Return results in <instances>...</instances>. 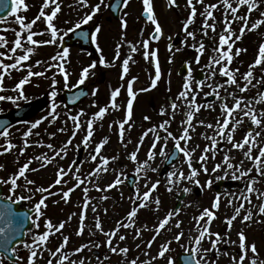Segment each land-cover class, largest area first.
Listing matches in <instances>:
<instances>
[{
	"label": "snow or ice",
	"instance_id": "1",
	"mask_svg": "<svg viewBox=\"0 0 264 264\" xmlns=\"http://www.w3.org/2000/svg\"><path fill=\"white\" fill-rule=\"evenodd\" d=\"M143 5L142 16L146 22H150L153 26V32L150 33L148 39H143L138 42L143 49V58L149 63H154L155 75L151 79L150 88L140 89V91H149L151 88L157 86V82L161 78V69L157 58V51L150 49V41L159 40L162 36V26L158 22L157 16L154 12V0H141ZM62 0H43V4L40 8L39 14L31 21L26 23V18L23 15H19L23 9L28 10V5L25 0H0V13L9 9L11 15L14 17L12 21L19 26V30L15 28L4 29L5 31H14L15 39L11 41V47L8 48L9 41L4 35H0V91H4L3 82L7 76L11 74V70L20 71L27 69V74L15 84L12 91L18 93L17 96H5L0 95V101H11L13 104L20 99L27 100L28 98L24 93V85L29 83L31 77H43L45 72L32 71V65H25L24 62L30 60L31 55L35 53V49L41 45H53L57 42H62L64 36L68 32H72L74 29L69 28L63 35H58L60 30L54 24V20L57 18L58 13L61 11ZM130 3V0H115L113 4L105 3V0H99L91 6L90 12L86 13L76 24L75 28H80L81 25H86L93 20L95 15L101 12L102 8H111L115 12L120 11V5L126 8ZM169 7H179L177 0H167ZM76 5L80 8L89 7V0H76ZM264 5V0H217L215 3H205V0H186V8L188 9V15L182 22V30L185 34L183 43L195 49V63L200 64L201 58L204 55L206 48L211 47L212 55L209 56L208 62L203 65L202 72L203 78L197 79L194 75L193 68L190 62L187 67V75L184 78L182 89L177 96L170 101L168 109L162 107L160 109V115L167 117L162 120L158 125H153L145 130L138 138L135 150L132 151L128 159L133 163H136L135 173H144V179L146 180L145 187L147 188L142 194L139 188L136 187L133 197L130 199L133 201L134 206L126 215V220L117 221L116 227L105 231L102 226V221L97 215L98 204L93 203L92 197L89 196L90 188L87 184H93L95 190L98 192H107L109 189L116 188L124 183L121 177L124 175L123 171L117 172L115 179L101 188L99 184H95L91 179L93 177H99L101 173H107L109 171L110 161H116L118 156L106 157L102 155V149L109 142V138H101L99 142L95 144V147L88 153V159L93 162H97L93 169L90 170L87 175H82L80 167H75L76 161L73 160L66 170L64 167H59L55 173V180L47 187L36 186V182L29 178L27 173L37 172L42 168L52 164L56 159H63L67 155L69 145L72 144L73 138L76 137L78 132H85L80 144L76 145L79 149L83 147L88 149L94 140V125L105 119L109 109L121 110L123 108V118L116 121L117 133L120 143L123 147L127 148V144L132 143L127 139L126 133L130 132L134 126L132 123L133 118V101L137 95L133 90V84L136 80L133 77L127 81V100L126 106H122L118 102V97L121 94V89L118 87L111 91L109 102L105 106H98L93 101V106L98 107V111L92 114V116L86 121V129L83 127L81 117L86 113L83 109L76 115H69L68 119L73 122L72 132L68 140L57 149L53 144H45L43 141H36V147H46L52 152L49 156L48 153H41L40 155L30 157L18 170L7 177H0V264H5V261H9L10 264H38L41 259L46 260V264H91V260L86 257H81L78 260L71 259L72 256L84 252L86 249L91 251V248L99 249L101 247L100 242H92L81 244L79 247L74 248L72 251H66L70 241L68 235H63L62 229L66 224L72 220L73 217L79 216V226L75 232L76 236H82L86 230L92 235L91 229H87L86 219L87 212L90 211L94 214V229L100 232L106 240L104 246H106L112 254L122 256L124 259L121 264H153L155 261L161 259L166 260L167 264H176L175 259L168 255L172 251L171 244L173 240L179 243L184 236V232L178 231L172 238L160 244L155 256H152L149 251L145 250L144 255L149 257L147 260L141 261L139 257L128 259V253L130 251L127 246H120L119 242H123L127 239V232L120 234L121 229H132L133 239H141L144 231H152L153 235L151 239L147 240L144 244L146 249H151L153 243L162 234L163 231H171L168 227L170 222L175 221L174 226L176 229H181L182 221L175 219L181 212L180 208L170 209L167 214L158 219L157 224L149 229L145 224L142 227L137 226V216L139 209L146 208L150 204L155 205V210L159 211L161 200L158 196L153 197V193L158 190V185L161 181L159 179L152 182L147 177V171H157V168L151 167L150 161H153L157 154L164 157L165 161H173L177 158V154H182V165H187V171L181 166L180 168H173L168 171L165 176V185L168 192H172L174 186L187 181L192 185L197 186L201 191L205 189H211L216 181H223L226 178H230L232 181H240L243 187L239 189V192L232 190H226L224 192H216L210 208H204L198 216H194L195 221L194 230L197 233L194 237L190 238L192 247L189 249L184 245L185 252L188 253L184 257V264H218L219 256H228L229 253L221 252L219 245L221 243L237 245V241H232L228 238L227 233L222 236L220 233H215L210 230L212 222L217 218L216 211L219 210L222 202V197H231L227 201V205L234 209L231 217H225V223L227 230L230 231L233 227L234 221L241 217L242 210L244 214L241 218V223L253 221V208H257L256 215L264 217V190L257 188L258 183H264V42L259 45V54L252 64H249L248 70L244 73H240L239 68H232L231 65L234 62L235 57L240 56L246 49L235 47L237 42L241 41L246 32H252L264 25V11H261V6ZM51 7L50 13H46V9ZM199 6V7H198ZM203 9L201 11L200 9ZM242 10H244L242 12ZM215 11L221 12L222 19H217L214 14ZM253 12H259V17L254 22L250 23V16ZM128 13L123 12L120 16L121 29L127 28ZM201 18V23L198 27L192 28L190 26L196 25L197 17ZM37 21H41L46 24L44 31H35L34 25ZM6 20L3 16H0V23H5ZM239 23L240 27L237 31L233 28V25ZM222 24L223 27L218 32V26ZM209 30L213 33L212 37L208 36ZM101 31V27L98 25L91 33V42L97 44V35ZM143 31V30H141ZM49 34L50 39L38 41L34 39L37 35ZM81 37H88L87 32H80ZM200 35L201 39L197 41V36ZM218 35V42L216 40ZM188 38L193 41L192 44H187ZM204 38H208L212 41L210 45H206ZM170 39V38H169ZM121 41L128 43L130 46V53H137L140 51V47L132 45L130 41H125V33L122 31ZM121 44L117 45L116 56L114 59H121ZM18 50L22 54H17ZM99 51L100 49L97 48ZM171 51V45L170 49ZM179 50V49H177ZM69 54L68 48H63L62 51H58L50 59L51 61H59L57 64H48V68L55 67L57 71L63 76L64 88L69 87V75L64 67V63L67 61ZM6 60L13 61L6 63ZM134 62V58L131 54H128L122 59V74L121 80L124 79L125 74L129 71V63ZM172 61V57H169V62ZM99 63L105 64L103 56L100 57ZM37 66L42 64V61L37 60L35 62ZM96 62L84 67L80 73L79 79L76 85L72 87H79L83 85L86 79L89 77L90 70H94ZM259 67V74L255 72V69ZM226 78V79H224ZM255 81V83H254ZM58 81L53 76L51 79L50 87L51 91L48 93L49 105L47 114L41 116L33 122L18 121L19 123L29 124L27 129L22 133V146H17L11 139L10 128L13 127L12 122L7 118H0V137L3 138V143L0 144V155L10 153L12 150L19 148V156H23L29 147L33 146L29 138L33 135L39 136L38 129L45 121L54 123L59 113L57 111L60 107V103L57 102L58 91L56 89ZM208 88L209 91L204 92V88ZM256 88L257 92L255 96L249 97L247 94L251 89ZM203 93L204 97H214L213 102H199L198 97ZM86 93L81 90L75 96L70 99L75 102L80 96ZM93 96L97 94V89H93ZM244 94V95H241ZM216 102H219V115L216 118L215 124L206 123L204 120H197V115L202 110H215ZM259 105V110L257 109ZM177 112H183L184 119L180 124L182 131L179 136L173 134L170 129L171 124L175 120ZM3 116V109H0V117ZM148 116L144 117V120H150ZM248 122V130L244 133L242 139L236 140L235 134L240 130L241 126ZM102 126V125H101ZM198 126H203L206 130L211 129L212 134H207V131L201 133V137L208 141L200 149V145L196 144L194 147H189V143L192 141L193 136L191 133L196 131ZM109 128H113V124H109ZM258 129V130H257ZM58 132L67 131L66 128H58ZM151 134L150 147L146 153V159L143 162H138V153L141 150V145L144 143L145 138ZM56 133H50L49 137H54ZM169 141L173 143V151H166ZM221 142L224 144V148L221 149ZM227 145H231L228 148ZM200 150V155L197 157L195 153ZM236 150L242 153V156L252 162V167L245 169L243 167L244 160H236L231 152ZM255 150V154H254ZM223 152L222 160L215 163L214 166L209 169V159L215 160L218 153ZM34 161L39 162V166L36 168L30 167ZM18 162V160H17ZM197 165L199 167H197ZM5 166L0 164V171H4ZM223 173L221 175L220 173ZM255 175H250L252 173ZM205 174L208 178L201 182L199 179L201 174ZM214 174V177L213 175ZM71 176L73 181L72 187L65 186L69 183L65 177ZM23 183H20V181ZM150 184V187H149ZM83 186V187H82ZM82 187L83 199L82 204L79 205L81 211L79 213H71L67 221H60L58 225L54 224L50 218L46 216L47 203L46 201L50 197L59 196L60 200H53L54 204H59L61 201L68 204L70 202V194L76 189ZM7 189L5 194L4 189ZM57 189V190H53ZM183 193L188 194L192 191L190 187H184ZM19 192V194H17ZM39 194V199L36 200L29 212L16 211L13 206L19 205L22 201L32 202L34 198ZM260 201L258 205L252 203V198ZM108 197L102 195L98 200H106ZM182 203V201H181ZM250 205L245 210V204ZM190 206V205H187ZM107 213V209H104ZM25 221H30V227L27 232L23 231ZM43 221V224H41ZM256 223H264V220H257ZM43 227V231H38ZM31 235V242L19 240V243L23 245V248L27 250L26 256H20L18 254V247L16 241L18 238ZM57 234L62 236V242L59 243L53 249L47 247L50 242V237H55ZM238 245L239 253L231 256V264H264V260L259 258L258 249L255 243L248 244L246 241V234L243 229L238 233ZM213 237H215L213 239ZM208 239L210 241V247L204 248L203 241ZM117 241V242H114ZM137 249H141V244H136ZM215 253L217 259H206L210 253ZM45 253L48 256L45 257ZM251 253V256H249ZM199 256V258H197ZM110 257L105 255L102 258L97 257L96 264H108Z\"/></svg>",
	"mask_w": 264,
	"mask_h": 264
},
{
	"label": "rangeland",
	"instance_id": "2",
	"mask_svg": "<svg viewBox=\"0 0 264 264\" xmlns=\"http://www.w3.org/2000/svg\"><path fill=\"white\" fill-rule=\"evenodd\" d=\"M98 2L99 0H89V7L80 8L76 5V0H62V9L64 8V5L66 6L70 5L72 8L71 15L64 16V17L59 16L57 18L58 19L57 22L62 24V21L65 20V21H68L70 25H72L73 23L75 25L83 17V15L90 12L91 6H93L95 3H98ZM110 2L111 0H105V3L107 4H110ZM140 2L141 0H130L129 5L126 8L122 6L123 11L128 13L127 17L125 18L127 21V28L123 30L121 29V25L118 24V22H120V16L117 21L111 20L110 22H108L106 20L107 17L109 18L107 8H102L101 12L95 15L94 23L96 24V27L98 25L101 27V31L98 33L97 36H99L100 38L104 36L103 39L107 42V44L108 45L111 44V47L109 48L110 53L111 54L113 53L116 55L117 45L123 44L121 47V59L119 60L115 59V62L108 64L110 66L101 65L99 70H97V68H95L94 70H90V72H92L93 74H90L84 83V86L86 87H89L90 84H93V87H94L96 80L100 78L103 86H108L109 81H111L109 85V94L111 93L112 90L119 87L121 89V94L118 97V102L122 106H126L127 100L129 99L127 95V81L131 80L133 77L136 78L133 84V90L134 92L137 93L133 101L132 123L134 122L133 124L134 126L132 127L130 132L126 133L127 139L131 140L132 143L127 144V148H125L122 146L118 138L117 126L115 122L123 118V115H124L123 108L119 111L109 109V112L106 114L105 119L101 122H98L100 123L99 125H97L98 123L94 125V129H95L94 140L88 149H84L83 147L79 149L76 148V145L80 144L83 138V135L85 134V132H78L76 137L73 138L72 144L69 145L67 155L63 159H59V158L56 159L52 164L48 165L45 168H42L40 171L27 173L29 178L36 182V186H38V183H39L40 184L39 186L47 187L49 184L53 183V181L55 180V173L59 167L62 166L67 170L68 166L72 163L73 160H75L77 163L76 165H74V168L80 167L81 174L87 175V173L90 170H92L94 165L97 163V162L90 163V160L88 159V153L95 147V144L99 142L101 138H104V137L109 138V142L102 149V155L106 157L118 156V159L116 161H110L109 171L107 173H101L99 177H93L91 179L94 181L95 184H99L101 188H104L106 187L107 184L111 183L115 179V175L117 172L123 171L124 175L121 177V179L124 180V183L116 188L109 189L107 192H98L95 190V187L93 186V184H87V186L90 188L89 196L94 198L93 203L98 204L97 215H99L102 221V226L105 231L115 228L117 221L126 220L127 213L134 206L133 201L130 199V197H133L136 187L139 188V191L141 194L147 190V188L145 187L146 180L143 178L144 173L143 172L139 174L135 173L136 163H133L131 160H129L128 156L132 151L135 150L136 144L138 142V138L142 134L143 130L153 125H158L159 123L162 122L163 119L167 118V117L160 115V109L164 107L168 109L169 114L171 113L169 104L165 103L162 105V102L169 100L170 99L169 97H171L168 94L169 89H170V83L172 84L174 88L172 92V96H173L172 99H174L182 89L184 78L177 77L176 75L177 70L179 69L181 64L185 61L190 62V65L192 64L191 67L193 68V71L202 70L203 65L208 62L209 56L213 54L211 47L206 48V51L201 58V62L198 65L194 63L195 56H196L195 49L188 47L183 43L185 34L182 30V22L185 20V18L188 15V9L186 8V0H177L179 7H169L167 4V0H154V4L158 10V13H160L161 15V16H157V19L160 20V22L163 21L161 26L165 30V35L163 36V40H164L163 45L167 41L175 40L177 34H180L181 43L176 48V50L179 49L177 52L176 50H174L173 52H170L171 53L170 55L174 59V62L172 59L170 73H169V66H170L169 57L166 54L162 53L160 50L156 49L157 58H158V62H159L160 69H161V78L157 82V86L155 88H151V90L149 91L138 92L137 90H135L134 86L135 84H138V83L142 84V86L144 87L143 89L150 88V85H151V79L148 80L147 78L148 75L147 76L144 75L145 73H150V69L148 66L149 61L146 60L145 62L144 59H142L141 57H140L141 60L138 61V58H137V53H138V57L142 55V53H140V51L142 52V49H141L142 46L138 44V42L144 39L143 34L145 33L144 35H146V32H147V31H144L143 33L141 29L143 28L147 30L150 25L153 26L152 24L150 25L148 24L149 26H146L144 24L145 22L140 18L139 12L143 9L142 5H140ZM260 10L264 11V5L261 6ZM243 11L244 10H242V12ZM134 12H137V13H134ZM216 17L218 20L222 19L221 13H220V16H216ZM258 18H260L259 12H253L250 16V23L254 22ZM197 20L198 21H196V25L190 26V30L192 28L199 26V24L201 23V18L198 16ZM235 26H236L235 30L238 33L240 24L236 23ZM222 27L223 25L220 24L218 26L217 31L219 32L220 29H222ZM16 29L19 30L18 25ZM122 31L125 33V41H130L132 45H136L137 47H140L139 52L130 53L129 44L121 41ZM64 32L65 31L60 30L58 35H63ZM247 34L249 35H247L245 38L243 37L244 39L242 38V40L237 42V44L235 45V47H238L240 45L239 46L240 48L246 49L245 52H242L240 54V56H245V59L243 61V63L245 64L243 65L242 69H239L240 73L246 72L248 70L249 64H252L255 61L256 57L258 56L259 50L255 54L254 52H255V47L259 48L260 43L264 42V25H262L260 28H258L255 31L247 32ZM208 36L209 37L213 36V33L210 30H209ZM248 37H249V40L252 42L249 46L247 45V42H246V38ZM45 38H46L45 36H42V38L36 37L34 39L38 41L48 40L50 39V35L48 34L47 38L46 39ZM100 38H98L97 40V47L100 49L99 51H104L106 50L105 42L100 41L99 43ZM200 39H201V36L198 35L197 41H199ZM218 39L219 37L218 35H216L217 42H218ZM204 42L206 45H210L212 43V41L208 38H204ZM58 43L59 41L57 42V44L46 45L45 47L44 45H42L44 48H36L35 53L31 55L30 60H29V63H31L29 65H32V70L42 71V72H45L47 70L50 71V75H49L50 83H51V79L53 78V76H55V78L58 81L56 88L57 86H61L64 84L63 76L61 74L58 75L57 73L58 71L55 67L48 68V64L59 63V61L54 62V61H51L50 59L58 51H61L58 48ZM192 43L193 41L191 40V38H188L187 44H192ZM50 49L52 52L50 51ZM151 50H153V48H151ZM47 51L49 52L45 53ZM17 54H22V52L18 50ZM85 54H87L89 57V54L87 52H84V53L79 52L77 48L69 49L67 61L72 62L73 58L74 60L76 58L80 62V58H81V61L84 62V63H81V65L83 64L86 65L89 62V59L87 58V56H85ZM128 54H131L133 58L135 59H134V62L130 61L129 64L131 68L128 71V73L125 74L124 79L121 80V78H117L116 76H117L118 70L122 71V67L120 69L119 66H121L122 64V59L125 58ZM253 55H256V56L254 57L253 60H251ZM37 60L42 61V64L37 66L35 64ZM67 61H66V65L68 68L67 73L69 75V85H71L72 82L78 81L80 73H78L77 70L81 67V65L80 63L72 65V63L69 64ZM259 71H260L259 67H257V69H255V72L259 74ZM43 77L33 76V78H39V79H42ZM57 77H59V79ZM41 81H42V84L45 85V81L44 80H41ZM34 83H39V81L33 79L32 84ZM27 88H28L27 86H24V93L28 97L32 96L31 91ZM261 90H264V89H261ZM207 91H209V89L205 87L204 92H207ZM45 92H48V89H45ZM256 92H257V89L253 88L247 95L249 97L255 96ZM16 94L18 95V93ZM241 95H244V94H241ZM34 97H36V95ZM104 97L109 102L110 95H106ZM203 98L205 97L203 96V93H201V96L198 97V101L201 102ZM24 101L26 100L22 99L21 102H24ZM93 101H95V99H93V97L90 96L83 104L79 106L80 108L75 109L74 111L62 112V110L58 107L57 111L59 113V117L54 123H49L45 121L38 129L33 130L34 132L38 131L40 135L39 136L33 135L29 138L30 142L33 143V146L29 147L26 150L25 155L19 156V151L14 149L10 154H8L7 156H4L0 160V164H3L5 166V170L0 171L1 177H7L10 174L16 172L18 168L22 166L24 162H26L30 157L40 155L41 153H48V155L51 156L52 152L49 149H47L46 147H36L35 142L43 141L45 144L51 143L57 149H59L68 140L72 132L73 122L70 119H68V116L76 115L77 113H79L81 109H83L86 113L85 116L81 117L83 127L86 129V121L92 116L93 113L98 111V107L93 106ZM97 103L98 102H96V104ZM149 103L153 104L154 115L152 117L150 114ZM106 104L107 103L105 104L98 103L97 105L105 106ZM259 107L260 106L257 105L258 110H259ZM47 110H48V106L43 108V110L40 111L39 114H37V116L33 117L31 120H28V122H33L36 119H39L41 116L46 115ZM210 112H211V115L209 114ZM218 115H219V102H216L215 110H202L197 115L196 119L204 120L206 123L215 124L216 118L218 117ZM145 116H148L151 119L146 121L144 120ZM184 118L185 117L183 115V112L176 113L175 120L173 121L169 129L173 132L174 135L176 136L180 135L182 131L180 122ZM110 123L113 124L112 129L109 128ZM28 126L29 124H25L19 127L15 132H11L10 139L13 143H16L17 146H22V143H23L22 133L27 129ZM248 127H249V124L246 121L241 126L240 130L237 131V133L235 134V139L236 140L242 139L244 133L248 130ZM58 128H66L67 131L58 132L57 131ZM205 131H207V134L209 135L212 134L211 129L206 130L203 126H198L196 128V131L191 133V135L193 136V139L189 143L188 146L191 148V147H194L196 144H199L200 149H203L204 145L206 143H209L208 141L204 140L200 135L201 133ZM53 132L56 133V135L50 138L49 134ZM261 139L264 140V137H262ZM3 142L4 141L2 139L0 143H3ZM150 143H151V134L149 137L145 138L144 143L141 145V150L138 153V162H143L146 159V153H147L148 148L150 147ZM172 147H173V143L169 141L166 151L170 152ZM220 147L221 149L224 148L223 142H221ZM227 147L231 148V145H227ZM82 150H84L86 153V159L83 161H79L78 154ZM254 154H255V150H254ZM195 155L198 157L200 155V150H197ZM231 155L234 156L237 161L243 159L244 160L243 167L245 169H247L248 167H252V162L246 160L242 156V153L236 150H233L231 152ZM222 157H223V152L221 151L220 153L217 154L215 160L209 159L208 165H207L209 169H211L215 163L222 160ZM182 158H183L182 154H180L179 160L176 162L175 165L170 167L168 171H171L174 167L180 168L181 166L184 168L185 171H187V165L186 164L182 165ZM163 161H164V157H161L159 154H157L156 158L153 161H150L151 167L157 168V171L156 172H153L151 170L147 171V177H149L152 182H154L157 179L161 181L160 185H158V190L155 193H153V197L158 196L161 200L159 211L155 210L154 204H150L146 208L139 209L138 216L136 218L137 226L142 227L143 225L146 224L149 229L153 228L157 224L158 219L163 218L170 209H174L176 202H179L180 203L179 208L181 209V212L179 213L177 217H175V219L182 221L181 229L175 228L174 226L175 221L170 222L168 227L171 228V231H163L162 234L153 243V246L151 249H146L144 247V244L146 243L147 240L151 239L153 235L152 231H144L141 239L134 240L133 235H132L133 233L132 229H127V230L121 229L120 234H125V232H127V239L119 243L121 247L123 246L129 247L130 251L127 257L129 260L136 258V257H139L141 261L149 259V257L143 254L145 250L149 251L152 256H155L160 244L167 240H172L173 236L178 231H181V230L184 232V236L182 237L179 243L173 240L171 244L172 251L169 252L168 255L172 256L175 259L178 253L185 252L184 248L181 247V245H184L185 247H188L190 249L192 247L190 238L197 235V233L194 230L195 221L193 220V217L198 216L200 212L203 211L204 208H210L211 203L213 201V198H214L213 188L205 189L201 191L197 186L192 185L187 181H184L180 183L179 185L174 186L173 191L168 192L166 190V185H165L166 174L161 178L158 177V172L160 168L162 167ZM34 166L35 167L39 166V162L34 161L30 167L33 168ZM197 167L199 166L197 165ZM220 174L223 175L222 172ZM212 175L214 177V174ZM250 175H255V173L253 172ZM128 176L137 178L135 189L133 191H129L125 186V179ZM207 178L208 176H206L203 173L199 177L201 182H204ZM65 179L69 180V183L65 186V190H66L67 187L73 186V181L71 179V176L65 177ZM224 182H225V187L223 188L222 192L226 190H232L238 193L239 189L243 187L242 182L232 181L230 178H226ZM20 183H23V181L21 180ZM82 187L76 189L74 192L70 194V202L68 204L63 203V201H61L59 204H54L53 200H60V197L59 196L50 197L46 201L47 218H50L54 224L58 225L60 221H67L71 213L73 212L79 213L81 211V208L79 207V205L82 204V199H83ZM149 187H150V184H149ZM184 187H190L192 188V191L188 194H185L182 191ZM256 187L260 188L261 190H264V183H258ZM53 190H57V189H53ZM198 193L199 195H197ZM102 195H106L108 199L98 200V198ZM181 197L183 198L181 199ZM179 198L180 200L178 201ZM229 198L231 197H222L221 206L219 210L216 211L217 218L212 222L210 226V230L215 233L220 231L222 236H225V233H227V236H225V238H228L232 241H237V245H238L237 233L241 229H243L246 234L247 243L249 245L252 243H255L258 249L259 258L264 260V223L255 222L257 220H264V217H260L256 215L258 209L253 208L252 209L254 213L253 221L241 223V218L244 214V211L242 210L241 217L237 218V220L234 221L232 229L228 231L226 223H225V217H231L234 211L232 207H229L227 205V201ZM38 199H39V194H37V196L34 198L33 203ZM252 203L254 205H258L260 201H258L255 198V196H253ZM187 205H190V206H187ZM249 207L251 206L246 203L245 210L248 209ZM105 208L107 209V213L104 212ZM93 215L94 214L89 209L87 212L86 225H87V229H91L92 233H94L92 235H90L89 231L86 230L82 236H79V237L76 236L75 232L79 226V216L78 215L73 217L72 220L66 224L65 228L62 229L63 235H68L70 237V241H69L66 251L70 252L74 248L79 247L81 244L89 243L90 241L100 242L101 247L99 249L94 248V247L91 248V251L86 249L84 252L76 254L75 256H72L71 259L78 260L81 257H86L91 260V264H96V259L98 256L102 258L103 256L107 255L110 257V261L108 262V264H121V261L124 258L122 256L112 254L109 251V249L106 246H104V241L106 240V237H104L100 232L94 229ZM41 224H43V221H41ZM40 230L42 232L44 230L43 227H41V229H39L38 231ZM26 242H29V243L31 242L30 234L27 235ZM60 242H62V236H60V234H57L55 237H50V242L48 243L47 247L54 250V248L58 246ZM114 242H117V241L114 240ZM202 243H203L204 248L210 247V241L208 239H205V241H203ZM136 244H141V249H137ZM237 245L224 244V243L223 245H219L221 252L226 251L229 253V255L225 256L221 254L218 258V264H231V256L239 253V248L237 247ZM18 249H19L18 254L20 256L23 257L28 254L27 250L24 249L23 246L19 247ZM44 255L45 257H47L48 253H45ZM249 256H251V253H249ZM197 258H199V256H197ZM206 259L212 260V259H217V257L215 253L213 252V253H210ZM5 264H8V263L5 261ZM38 264H46V260L41 259L38 262ZM153 264H167V262L166 260L161 259L159 261L153 262ZM246 264H248L247 261H246Z\"/></svg>",
	"mask_w": 264,
	"mask_h": 264
},
{
	"label": "flooded vegetation",
	"instance_id": "3",
	"mask_svg": "<svg viewBox=\"0 0 264 264\" xmlns=\"http://www.w3.org/2000/svg\"><path fill=\"white\" fill-rule=\"evenodd\" d=\"M25 3L29 6L28 8L30 10H33V11L35 10V11L31 12V13H21L20 15H23L26 18L34 17V16H37L39 14L40 8L43 4V0H25ZM61 10H62V4H61ZM71 10H72V8L70 5H68V6L64 5V8H63L64 12L60 11L58 13V16H70ZM46 13H48V12L46 11ZM5 20H6L5 23H0V35H4L5 38L10 42L9 45L7 46L8 48H10L11 47V41H13L15 39V33H14V31H5L4 29H11V28L16 29L17 25L12 22L14 20V17L12 15L5 17ZM89 23L91 25H93V28H94V26H96V24L94 23L93 20L90 21ZM118 24H120V22H118ZM121 45H123V44H121ZM78 46H79L78 44H73V45L67 46V48L73 49V48H77ZM0 51H5V49H0ZM5 62L11 63L13 61H9V60L5 59ZM17 73L22 74V75H26L27 69L25 68V69H22L20 71L11 70V74L9 76H7L3 82L4 91H0V95L13 96V97L16 96L15 91H12V89L15 87V84H16V81L18 78ZM57 73H58V75H60L59 72H57ZM49 75H50V71L47 70V71H45V75L42 79L32 77V78H30L29 83H27V87L32 93L31 97H34L36 95V97H34V99L43 101L44 106H48L50 103L49 97H48V93L51 91V87L49 84L50 83V76ZM57 78L59 79V77H57ZM33 79L38 80L39 83L32 84ZM41 80L45 81V85L42 84ZM89 87H91V84L89 85ZM45 89H48V92H45ZM56 89L58 91L57 102L59 103L60 93L65 89L64 84L61 86H57ZM59 108L63 109V106L60 104ZM0 109H3V117L11 115L12 120L14 122V126L12 129H10V132H15L17 130V128L21 126V123H18L16 121L15 112L17 109V103L13 104L11 101H0ZM4 191L6 194L7 189L5 188Z\"/></svg>",
	"mask_w": 264,
	"mask_h": 264
},
{
	"label": "water",
	"instance_id": "4",
	"mask_svg": "<svg viewBox=\"0 0 264 264\" xmlns=\"http://www.w3.org/2000/svg\"><path fill=\"white\" fill-rule=\"evenodd\" d=\"M198 77H199V79H201L202 78V75L200 74V75H198ZM79 92V90H74V91H72L71 93H69L70 95H65L64 96V101H65V103L66 104H68V105H76L79 101H81L82 99H84L85 98V95H82V96H80L79 97V99H77V100H75V102H73L70 98L71 97H73V96H75L77 93ZM33 108H37V107H35V106H30V108L29 109H24V110H22V112L23 111H27L26 113H24V114H22V116H21V118H25V117H27V113H29ZM177 156H178V154H177ZM176 160V159H175ZM175 160H173V161H166L165 162V168L162 170V172L160 173V175H162V174H164L165 172H166V169H167V167L169 166V165H171ZM133 183V180H130L129 182H128V184H132ZM29 214H31L30 212H29ZM29 223H30V221H25V223H24V227H23V231L25 230V229H29ZM21 239H23V237H21V238H18L17 239V241L15 242L16 244H18L19 243V240H21ZM185 256H187V255H180L178 258H177V262H178V264H184V257Z\"/></svg>",
	"mask_w": 264,
	"mask_h": 264
}]
</instances>
